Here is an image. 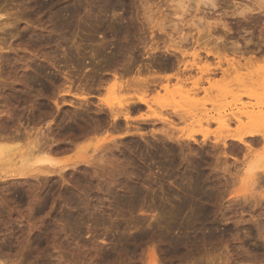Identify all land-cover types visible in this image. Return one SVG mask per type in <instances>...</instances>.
Here are the masks:
<instances>
[{"label":"rangeland","instance_id":"rangeland-1","mask_svg":"<svg viewBox=\"0 0 264 264\" xmlns=\"http://www.w3.org/2000/svg\"><path fill=\"white\" fill-rule=\"evenodd\" d=\"M211 1L0 0L13 25L0 32L6 148L72 143L49 154L71 166L58 174L14 179L0 166V263L264 264V174L255 200L242 144L197 121L264 94V0ZM138 77L155 90L117 89ZM180 90L198 92L196 117ZM133 91L149 104L113 124L107 105Z\"/></svg>","mask_w":264,"mask_h":264},{"label":"bare ground","instance_id":"bare-ground-1","mask_svg":"<svg viewBox=\"0 0 264 264\" xmlns=\"http://www.w3.org/2000/svg\"><path fill=\"white\" fill-rule=\"evenodd\" d=\"M201 1L204 2V0H201ZM260 4L262 5V3H260ZM2 8L0 7V21L1 20L4 21L3 19H5V16H6V18L8 16V15L4 14ZM65 12H66V10H65ZM65 20H67V19L63 18V19H61L60 22H63V23L66 22L67 23V21H65ZM68 22H70V21H68ZM11 25H12V23H10L8 21H6V22L4 21L2 23L0 22V32H5L6 29H8ZM4 53H5L4 48L0 47V55H1V57L4 56ZM73 69L75 70L76 68L73 67ZM115 73H117V72H115ZM154 73H155V75H154L155 78H157L156 76L158 75L159 72L158 73L154 72ZM64 74H67V73H64ZM67 75L69 76L68 80L70 81V87L72 88V85L74 83L73 80H72L73 76L71 77L72 74H70V73L67 74ZM93 76H94V74H93ZM139 76H141V75H139ZM154 76H153V79H154ZM141 77H138L137 80H134L135 78L134 79L132 78L134 81H131L132 79H129V81L126 80L127 82H125V80L124 81H120L119 80V82H117V84H116V87H117L118 90L120 88V89H123V91H124L127 88L131 90L132 87H133V90H134V89H136V88H134V86L135 87L138 86L140 90L145 89L146 91H149L151 89V90L154 91L156 87L154 88L153 86H157V84H154V82H153V84H154L153 85V84H151L149 82L150 79L146 78L147 81L149 80L147 82L145 80V77H144V79L141 78ZM159 77H161V75ZM139 78H141L142 80H140ZM162 78L163 77H161V79ZM157 79H159V78H157ZM247 79H251V78H247ZM154 80H156V79H154ZM166 80H167V78H166ZM248 81L251 82L253 80H248ZM78 82H79V80H78ZM156 83H158V81ZM263 83H264V81H263ZM85 84L84 83L83 84L79 83L77 85V88L84 91V89H85L84 85ZM169 85L170 84L166 83V86L169 87ZM141 86H142V89H141ZM166 86L164 88H166V91H167V87ZM158 88L159 87H157V90H158ZM136 90L140 91V90H138V88ZM151 90H150V92H151ZM144 91L141 92V93H137L136 91H135L136 92L135 93L133 91L134 94L129 95L130 97L126 96L125 99L119 100L118 103H116V104L112 103V102H110L109 104L107 103L108 104L107 105L108 112H109V115L111 117V120H112L113 124H117L120 121L121 116H123L125 121L127 122V125H129L130 120H131L130 119L131 117L129 115L130 114L129 111H130V109H132L133 105H138L139 103H140L139 106H141V104H146V105L149 104V100H148L147 94L144 93ZM68 92H66V93H68ZM159 92L160 91H158V93ZM131 93H132V90H131L130 94ZM168 93H170V92H168ZM194 94L196 96L198 94V92L191 94L188 91L180 90L179 94H178L179 100H182L183 101V105H185L188 108L186 110L188 113L192 112L191 116L193 118L197 116V114H198L197 111L203 110V109H200V107H199L200 104H199L198 100L197 99H193V97H195ZM226 94H228V93H226V91H225V95ZM171 95L173 96V94H171ZM67 96H68L67 94L61 96V99L65 103L67 101ZM84 100H83V102L80 101V100L78 102L71 101V103H72L71 105H73V106H75L77 108L80 107V108L83 109L84 107H86L85 105H89L90 104L88 99L85 100V101ZM179 100L176 101L174 99V101L176 103H178V104L182 103V101H179ZM225 103H227V104L224 105L222 103V105L218 106V110L221 109V111L219 113H217V114L215 113L213 115H211V113H208L209 116H202L197 121L200 122L203 119H213V120H215L217 122L218 126H219L218 133H220V136L219 135L218 136L220 137L219 138L221 140L220 142H223V144L225 146L229 145V142H231L233 144V146H236L238 144L239 145L242 144V146H240L239 148H241V150H243V148H244L246 150V153L244 154L245 158H243V161H241V164H242V168L241 169L243 170V177L241 178V181H242V183L244 182V184H246V186L248 185L250 190H252L251 195L256 200L257 196H256L255 192H256L257 188L262 187V184H261V181H262L261 176L262 175L261 174H264V172H263L264 171V94L263 95H257V96L255 95L254 97H252L250 99H243V98L239 97L235 101V103H233V104L232 103L231 104L228 103V101L225 102ZM56 104H57V106L60 107V103H56ZM101 106H104V105L103 104H99V110L97 109L99 111V113L104 111V109ZM87 108H88V106H87ZM216 108H217V106H216ZM214 110H216V109L214 108ZM79 111L80 110H78L77 113H79ZM206 111H208V110H206ZM102 113H104V112H102ZM123 117H122V119H123ZM105 119H106V117H105ZM233 123L237 127L236 130H234V128L232 127ZM169 125H171V123H169ZM2 126H3V124H2ZM3 129H2V131H6L5 129L4 130ZM3 133L0 131V166H1L2 169L3 168L7 169L6 173H8L10 176L12 175V178H14V179H26V178L32 177L33 175L39 176L40 174L54 175L56 172L61 173V172L65 171V170H67V168L70 166V165L69 166L68 165H64V166H62L60 168H57L56 167L57 161L55 159H53V158H50L49 154H51L52 152L65 151L66 149H69V147H71L72 143L61 144V142H59L60 144L59 143H56V144L54 143V144H51L50 146L49 145L43 146V142L39 141L38 144L33 145L32 147L29 148L30 151H26L25 150V152L23 151V152H18V153H16V152L9 153V150L12 151L11 150L12 148L11 149H7L9 147H7L8 145L5 146L6 143H4V141L6 139L14 137L16 135H10V134H7L6 132H3ZM125 133H129V130L127 132H125ZM168 133H171V132L169 131ZM221 133H224L226 135H222ZM230 133H232V134H230ZM81 135H83V134H81ZM122 135H124V134H122ZM77 136H79V135H77ZM48 146H49V148H48ZM225 146H224V148H225ZM261 170H263V171H261ZM56 174H58V173H56ZM246 191H247V187H246ZM133 192H135V191H133ZM137 192H136V194H137ZM197 194H199V193L197 192ZM197 194L195 193V195H197ZM236 197H239V198L243 197V198L248 199L250 196L243 194L242 196L241 195H236ZM234 199H237V198H234ZM205 212H206V210H205ZM0 264H4V263H0Z\"/></svg>","mask_w":264,"mask_h":264}]
</instances>
